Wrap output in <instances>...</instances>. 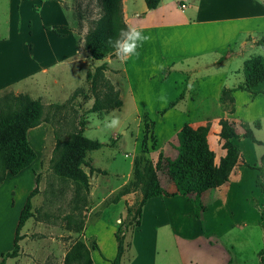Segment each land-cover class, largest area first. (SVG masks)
Listing matches in <instances>:
<instances>
[{
	"label": "crops",
	"instance_id": "crops-1",
	"mask_svg": "<svg viewBox=\"0 0 264 264\" xmlns=\"http://www.w3.org/2000/svg\"><path fill=\"white\" fill-rule=\"evenodd\" d=\"M76 1L0 0V95L12 92L28 95L43 103H54V93H63L65 101L80 88L72 84L70 91H63L66 89L65 82L55 70L60 66H80L81 69V64H89L93 60L85 46L88 29L85 31L84 20L80 19L76 9ZM26 2L33 3L34 9L43 16L44 24L41 23L40 27L25 20ZM47 6H52L53 10L45 15ZM122 7L129 28H136L151 36L150 40L137 48L138 55L122 60L115 53L113 57L110 56L109 61H105L109 67L107 71L118 72L113 73V82L120 91L123 106V93L129 92L136 107L152 110L146 100L140 101V98L154 97L150 91L152 82L158 80L162 83L175 74L178 77L180 75L184 87L175 98L181 94L183 98L164 114L161 112L172 101L162 109H157L155 114H159L162 122L176 109H181L185 116L176 123H163V131L160 130L162 134L158 132L159 119H155L153 137L156 145L151 149L164 150L165 146H170L177 151L176 135L186 123L196 127L209 123L207 139L211 150L215 152V164L219 165L227 155V150L223 147L224 140L220 137V120L234 117L236 95L241 91L233 92L235 111L229 113L221 103L222 90L235 89L245 79L241 73V65L244 69L245 61L251 58L252 51L259 46L257 42L260 39L253 34L264 33V0H162L154 10H148L145 0H122ZM65 12L71 14V21L47 20L48 15L61 18ZM53 27H56V31ZM39 33L43 39L37 37ZM238 57H242L243 62L237 65V70H232L231 66ZM91 70L86 73L85 81ZM229 76L236 79L232 87L226 84ZM72 78L77 79L79 75L73 73ZM214 79L217 83L211 86ZM194 84L199 95L197 100L193 99ZM262 85L257 90L264 91L260 88ZM213 97L224 113V117L217 118L216 128L211 116H208L210 114L205 113L207 100ZM256 97L257 95L252 99ZM198 115H205V119L195 120ZM254 124L256 128L261 126L259 121ZM43 126L47 125L42 124L34 129ZM238 134L241 137L234 142L242 151L239 145L249 138L243 137L242 132ZM253 134L258 140L256 133ZM40 159L37 154L36 160L17 174L31 178L30 184L20 185L24 194L21 204L16 197L10 200L11 192L16 187L7 185L9 177L17 175L8 174L0 186V255L12 251L14 247L20 214L29 194L37 186L36 173L39 169L36 162ZM245 168L244 163L238 162L228 181L203 194L205 212L202 219L196 218L194 204L183 196L149 199L142 209L140 225L125 233L121 264L128 260L130 253L134 255L133 264H250L251 259L252 264H261L259 253L264 248V241L253 244L249 229L251 226H260L263 197L256 189L257 185L255 187L258 173L255 170L251 179L252 183L255 179L254 188L251 189L260 192V197L256 201V208L251 207ZM168 189L173 190L174 186ZM5 191L7 205H4L2 199ZM140 194V191H136L131 196L136 201ZM103 229H108L111 239L104 241L100 235V230ZM116 231V226L103 220L86 227V238H95L97 244V248L91 250L92 264H111L103 259L102 253L110 260L115 259L118 251ZM248 247L252 251L251 256L246 251Z\"/></svg>",
	"mask_w": 264,
	"mask_h": 264
},
{
	"label": "rangeland",
	"instance_id": "rangeland-1",
	"mask_svg": "<svg viewBox=\"0 0 264 264\" xmlns=\"http://www.w3.org/2000/svg\"><path fill=\"white\" fill-rule=\"evenodd\" d=\"M76 9L84 20L85 31L88 29V39L93 29V21L102 13L101 2L100 0H77ZM52 10V6H47L45 15L49 11L52 12ZM24 12L25 20L33 22L35 27H40L41 23L44 24L43 16L34 9L33 3L26 2ZM46 17L47 20H72L69 12H65L61 18L51 15ZM141 17H144V15H141ZM41 29L43 28L41 27ZM253 35L259 39L264 37V33ZM37 37L43 39L40 33ZM249 42H252V40ZM262 51L260 45L255 47L251 57L262 54ZM109 59L110 54L101 63L93 59L89 64H81V69L80 66L55 68L60 73L59 77L65 82L66 89L63 91H70L72 84H76L80 88L75 90L77 92L74 96L72 94L65 101H63V93H54V103H43L40 100L44 105L55 106L51 111L54 116L50 121L42 123L47 126L39 129L32 128L27 132L30 145L39 155V159L41 158L36 162L39 169V172L36 173V181L38 180L37 192L31 198V216L20 230V236L22 237L19 242L20 254L16 258L8 259L6 264H66L67 259L71 264H90L89 252L97 248V244L95 238H86L85 236L88 225L97 223L100 220L109 221L117 227V231L121 230L123 232H127L129 229L134 230L138 226L139 212L143 200L141 191L143 180L137 179L135 176V161H139L142 170L146 162L156 166L161 153L173 159L179 157V151L173 150L170 146H165V151L163 149L152 150L151 148L156 145L153 128L155 119H159V114H155V111L162 109L169 102L175 101V97L179 95L184 87L182 77L175 74L166 82L161 83L158 80L152 82L153 86L150 91L154 97L140 98V101L146 100L150 108H153L152 110L149 109L151 111L143 110L140 106L136 107L129 92L123 93L125 96L123 106L120 91L113 82V73H118L117 71H107L109 68L107 66L103 73L104 76L95 90H93L91 81H88L87 78L86 81L84 79L88 70L92 69L89 75H93L97 66L102 64L103 61H109ZM242 60V57H238L233 62L231 69L237 70L239 67L237 65L243 62ZM120 67H122L121 63ZM73 73L78 74L79 78L73 79ZM241 73L244 75L243 65H241ZM117 82L120 84V79ZM215 83H217L216 79L212 80L210 85L212 86ZM235 83L234 76H229L226 81L227 86L232 87ZM110 85L118 91L122 107L111 111L101 109L97 112H90L96 99H102L107 103L108 96L111 93ZM260 88L264 90V85ZM192 89L193 99L197 100L199 95L195 84ZM8 94H1L0 98ZM215 100L214 97L207 100V112H205L210 114L208 116H211L214 128L218 127L217 118L224 117L223 108ZM184 116L185 114L181 112V109H176L163 122L159 119V134H162L160 130L163 131V123H168V125L176 123L182 120ZM113 117L119 118L120 125L116 129H108L105 125L110 123V119ZM200 118L205 119V115H198L195 120ZM226 119L236 122L238 132L242 133H244L243 126L245 123L248 124L252 131L256 133L259 142H261H251V139H245L244 142V139H242V147L239 145L242 149L239 162H248L249 165L261 163L264 155V94L257 95L256 99L253 100L250 93L241 90L236 95L234 117ZM255 121H259L261 126L256 128ZM186 124L192 125L191 123ZM192 126L196 128V126ZM72 134H82L103 144L100 150L88 152L86 162L81 165V169L87 175L86 183H80L67 175H59L54 169L53 160L58 142L68 141ZM245 167L247 166L245 165ZM245 171L246 185L252 201L251 207L256 208V201L260 197L261 190L258 186L256 189L260 192H254L251 189V187L254 188L255 183V179L254 183L251 179H253L257 170L247 167ZM0 172H2L1 169ZM8 174L11 173L7 172L6 177ZM159 175L165 188L173 187L168 178ZM30 182L31 178H28L27 175L10 176L7 185L16 187L11 192L10 200L12 201L16 197L21 204L24 200V194L20 189V185H27ZM124 182L126 183L124 184ZM125 189L128 190V193L122 195ZM136 191H140L141 194L134 201L131 194ZM6 195L5 191L2 196L4 205H7ZM261 195L263 197L262 210L264 203L262 192ZM107 230H100V235L104 241L112 237ZM249 230L253 244L264 241V230L260 226H251ZM249 247L246 251H249L248 253L251 256L252 251ZM133 258V253H130V257L124 264H133ZM252 262L253 259L249 260L250 264Z\"/></svg>",
	"mask_w": 264,
	"mask_h": 264
},
{
	"label": "trees",
	"instance_id": "trees-1",
	"mask_svg": "<svg viewBox=\"0 0 264 264\" xmlns=\"http://www.w3.org/2000/svg\"><path fill=\"white\" fill-rule=\"evenodd\" d=\"M161 1L145 0L148 10L158 8ZM100 2L102 13L93 21V29L85 43L92 58L97 61L104 60L108 54L112 57L114 56L115 49L108 43L109 38L115 41L119 38L121 30L129 28L124 19L122 0H100ZM80 19H83L81 15ZM45 28L49 29V27ZM53 29L56 31V27H53ZM257 44L262 47L263 54L251 57L245 61L243 69L244 81L235 89L224 88L222 90L221 103L229 113H234L235 111V99L233 96L235 90L247 91L250 93L251 98H254L259 93H264V91L257 90V87L264 84V37ZM106 68L107 62H103L97 66L93 75L88 74L87 79L91 81L93 90L99 85ZM109 89L111 93L108 96L107 103L102 99H96L90 112H97L101 109L111 111L122 107L118 91L112 85L109 86ZM76 92L73 93V96ZM182 98L183 94L175 101L169 103L161 113L164 114L173 108ZM54 107V105H44L40 100H34L24 94L15 95L9 93L0 98V169L2 170L0 172V186L5 181L7 172L17 175L36 160L37 154L28 141L27 132L29 129L50 121L54 116L51 114ZM220 125L222 126L220 137L224 140L223 147L227 150V155L221 159L219 165L215 164V152L211 150L207 139L210 132V124L196 128L190 124H185L181 128L176 135L178 143L176 148L179 151L177 159H171L161 153L156 166L146 162L142 170L139 161H135V176L137 179L143 180L141 187L143 200L139 212L138 226L140 225L144 205L149 199L155 197L183 196L194 204L196 218L202 219L205 212L202 201L203 194L228 181L230 173L239 162V155H241V150L234 142L235 139L241 137L237 132L236 122L229 119H221ZM243 128V137L259 143L248 124H245ZM102 147L103 144L99 141L90 139L82 134H72L70 139L64 143L59 141L53 160L56 173L72 177L80 183H86L87 175L81 169V165L86 162L88 152L98 151ZM244 164L258 171L256 185L264 196V156L261 164ZM159 174L168 178L174 186L173 190H169L162 185ZM36 192L37 188L32 190L27 198L20 214L14 247L12 251L0 255V264H6L8 259L19 256V242L22 239L20 230L31 216V198ZM127 193L128 190L125 189L122 195ZM260 226L264 229V203L261 210ZM125 233L121 230L116 232L118 251L115 259L110 260L102 253L103 259L111 262V264H121L125 250ZM259 256L261 264H264V248L260 251ZM89 258L90 264H92L91 251L89 252ZM66 264H71L68 259Z\"/></svg>",
	"mask_w": 264,
	"mask_h": 264
},
{
	"label": "clouds",
	"instance_id": "clouds-1",
	"mask_svg": "<svg viewBox=\"0 0 264 264\" xmlns=\"http://www.w3.org/2000/svg\"><path fill=\"white\" fill-rule=\"evenodd\" d=\"M150 39V35H145L136 28H128L127 30H121L119 38L115 41L109 38L108 43L115 49L116 56L123 60L129 56L138 55L137 48ZM119 125V118L113 117L110 119V123L105 126L108 129H116Z\"/></svg>",
	"mask_w": 264,
	"mask_h": 264
},
{
	"label": "built area",
	"instance_id": "built-area-1",
	"mask_svg": "<svg viewBox=\"0 0 264 264\" xmlns=\"http://www.w3.org/2000/svg\"><path fill=\"white\" fill-rule=\"evenodd\" d=\"M183 7L185 6V4L182 5Z\"/></svg>",
	"mask_w": 264,
	"mask_h": 264
}]
</instances>
